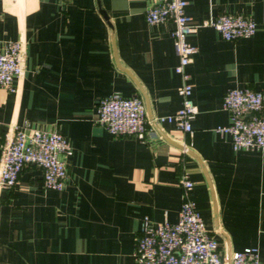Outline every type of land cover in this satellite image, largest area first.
I'll return each instance as SVG.
<instances>
[{"label":"crops","instance_id":"1","mask_svg":"<svg viewBox=\"0 0 264 264\" xmlns=\"http://www.w3.org/2000/svg\"><path fill=\"white\" fill-rule=\"evenodd\" d=\"M151 0H0V45L25 40L24 74L0 86L2 144L14 123L58 130L69 140L63 189L44 186L28 163L0 187V264H136L143 217L179 218L180 179L220 241L225 261L256 246L264 260V149H235L217 130L230 122L227 90H264V0H188L198 46L187 70L198 112L188 133L151 121L182 105L173 21L149 23ZM222 13L252 15L250 37L225 39L211 23ZM140 96L145 138L114 135L97 121L99 100Z\"/></svg>","mask_w":264,"mask_h":264},{"label":"built area","instance_id":"2","mask_svg":"<svg viewBox=\"0 0 264 264\" xmlns=\"http://www.w3.org/2000/svg\"><path fill=\"white\" fill-rule=\"evenodd\" d=\"M146 10L149 23L173 21L174 47L178 56L176 71L182 82L179 93L182 105L174 113L159 115L151 121L174 122L178 128L192 133V120L198 112L193 98V83L187 70L198 46L189 40L198 24L187 12L188 0H151ZM225 39L250 37L258 29V22L250 14L222 13L211 21ZM25 40H9L0 45V86L15 90L14 81L24 74ZM223 106L230 113V122L217 130L232 137L235 149H264V90L250 86H235L227 90ZM97 121L114 135H135L145 138L149 132L144 100L137 95L126 96L114 92L99 100ZM72 153L68 138L58 130H46L14 123L2 144L0 187L17 184L26 164L34 162L43 168L44 186L63 189L69 171L67 157ZM183 198L176 221H153L145 216L141 221L135 248L136 264H264L256 246L232 253L225 261L219 239L211 233L193 199L195 182L184 174Z\"/></svg>","mask_w":264,"mask_h":264}]
</instances>
